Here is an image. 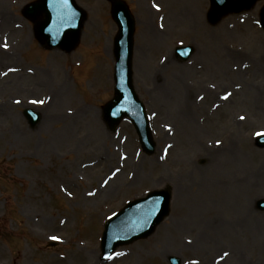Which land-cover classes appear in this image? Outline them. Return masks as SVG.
Returning <instances> with one entry per match:
<instances>
[{"label": "rangeland", "instance_id": "rangeland-1", "mask_svg": "<svg viewBox=\"0 0 264 264\" xmlns=\"http://www.w3.org/2000/svg\"><path fill=\"white\" fill-rule=\"evenodd\" d=\"M30 1L0 0V264H264L262 2L211 24L208 0H125L137 17L132 80L148 154L128 119L114 129L102 120L113 94L109 2L76 0L86 19L65 53L38 44L21 12ZM180 44L192 46L185 60ZM161 187L171 193L164 220L100 261L106 218Z\"/></svg>", "mask_w": 264, "mask_h": 264}, {"label": "water", "instance_id": "water-1", "mask_svg": "<svg viewBox=\"0 0 264 264\" xmlns=\"http://www.w3.org/2000/svg\"><path fill=\"white\" fill-rule=\"evenodd\" d=\"M110 1L111 15L118 26L113 50L115 91L113 99L104 106V115L110 125H113L126 113L129 114L136 123L142 147L145 151L151 152L153 142L147 123L145 119L143 122L141 119L135 120L139 114L142 115L143 107L134 93L130 80L133 21L122 1ZM223 1L213 0L214 7L222 12L228 11L229 8H222ZM252 1L238 0L230 9L238 11L248 7ZM25 12L30 19H36L34 24L36 36L49 47L62 46L70 50L77 44L84 16L80 14L73 0H37L29 4ZM39 15L41 18H38ZM169 199L170 192L166 188L154 190L145 197L128 203L127 207L105 224L102 245L113 248L121 243L146 237L167 215ZM170 262L179 264L175 258L170 259Z\"/></svg>", "mask_w": 264, "mask_h": 264}, {"label": "bare ground", "instance_id": "bare-ground-1", "mask_svg": "<svg viewBox=\"0 0 264 264\" xmlns=\"http://www.w3.org/2000/svg\"><path fill=\"white\" fill-rule=\"evenodd\" d=\"M194 15V14H193ZM195 17H197V16H195ZM191 18V17H190ZM188 22V21H187ZM186 22V23H187ZM201 23H202V20H200L199 19V17H197V18H194L193 20H192V22L190 23V25L192 24H196L198 27L197 28H199L200 27V25H201ZM149 30V29H148ZM145 33H149L148 31H147V29H146V32ZM251 62H252V64H251V67H250V69H256L257 67H258V65H259V63H261V61H259V60H255V62H254V60H251ZM185 96H186V101L184 102V105H188V101H190V99L192 98V95H191V92L189 93V94H185ZM188 100V101H187ZM185 111V110H184ZM184 111H182V116H184L185 117V115H186V113L184 112ZM52 116H51V114H49L48 115V117H45L44 116V121L45 120H48L49 118H51ZM193 207L195 208V205L193 204V206H192V209H193Z\"/></svg>", "mask_w": 264, "mask_h": 264}, {"label": "snow or ice", "instance_id": "snow-or-ice-1", "mask_svg": "<svg viewBox=\"0 0 264 264\" xmlns=\"http://www.w3.org/2000/svg\"><path fill=\"white\" fill-rule=\"evenodd\" d=\"M3 46L6 48L7 44L5 43ZM33 103H43V101H33ZM241 119H243V117H241ZM256 135L257 136H264V132H257ZM217 143H219V141H217ZM52 239L56 240V239H59V238L58 237H52ZM224 255L227 256V253H224ZM109 258H111V257H109Z\"/></svg>", "mask_w": 264, "mask_h": 264}, {"label": "flooded vegetation", "instance_id": "flooded-vegetation-1", "mask_svg": "<svg viewBox=\"0 0 264 264\" xmlns=\"http://www.w3.org/2000/svg\"><path fill=\"white\" fill-rule=\"evenodd\" d=\"M196 15L194 14H191V18L190 19H194V18H197V17H195ZM192 22V21H191Z\"/></svg>", "mask_w": 264, "mask_h": 264}]
</instances>
